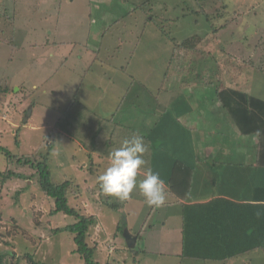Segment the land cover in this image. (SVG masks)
Listing matches in <instances>:
<instances>
[{
    "label": "rangeland",
    "instance_id": "obj_1",
    "mask_svg": "<svg viewBox=\"0 0 264 264\" xmlns=\"http://www.w3.org/2000/svg\"><path fill=\"white\" fill-rule=\"evenodd\" d=\"M144 1L148 0H0V148L8 150H0V264H33L28 260V254H32L33 261L39 264H86L77 252L75 236L66 231L56 232L77 221L62 213L50 216L54 200L43 192L39 173L34 168L38 164L35 159L37 152L42 150L50 155L53 183H71L68 192L70 206L81 215L98 219L87 241L91 248L97 249L96 264L179 262L178 258L147 253L153 254L161 247L164 251H178L179 246L170 248L166 244L164 248V244H159L161 238L179 235L172 231L178 228V208H166L172 197L166 195L165 205L160 207L148 206L137 190L128 201H120L117 203L120 207L111 211L103 201L98 184L99 175L109 163L101 160L91 162L81 144L68 146L69 142L59 138V131L54 129L67 110L68 102L78 96H46L41 94L42 88L31 93L34 85L45 83L37 73L31 72V63L35 60L49 61L48 64L53 65L58 61L60 70L55 71L58 75L51 79L54 85L47 84V89L62 86V93L66 95L74 85L79 88L83 85L81 90L87 100L83 104L100 115L114 112L125 92L135 94L140 82L156 94L163 89L175 88L181 100L178 107L182 110L177 117L185 126L194 129L192 140L198 149V161L193 167L196 169V183L203 184L209 174L204 171L210 170V165L222 160L228 152L222 136L234 139L229 134L231 124L216 95L219 84L249 90L251 95L264 100L260 55L247 47L248 44L255 47L262 40L259 47L262 45L260 50L263 53L264 0H205V5L201 0H152L153 6H145L146 10L144 7L141 9ZM204 7L205 12L198 14L197 11ZM217 9L223 16L225 14V20L232 22V16L238 19L228 29L218 31L219 14H213ZM141 10L145 14L135 13ZM89 14L93 15L92 19ZM117 14L125 21L114 28L112 26L117 20L114 15ZM207 15L213 17L212 21ZM14 28L17 32L24 31L22 37L14 34ZM93 30L95 38L89 43L87 34ZM106 30L108 37L104 39L102 36ZM112 35L120 39L121 45L135 51L128 74L111 66H107L104 73L101 69L87 73V62L93 58L86 55L85 42L93 47L118 44L110 39ZM197 35L202 38L199 51L188 59L187 50L179 45ZM13 37L17 45L15 50L5 42ZM62 42L67 45H62ZM49 43L58 45L54 49L55 58L47 54ZM174 51L176 56L167 78L171 85L162 84L169 70L166 63L170 62ZM126 53L125 48L123 56ZM107 56L114 61L115 57ZM247 57L256 59L254 66L243 60ZM71 77L74 83L70 81ZM104 86L105 93L109 94L101 96ZM53 141L56 144L54 154L48 151ZM246 141V148L255 150V139ZM158 145L157 149L160 143ZM233 150L230 147L229 151ZM67 154L71 159H66ZM74 157L79 163L69 167ZM22 158L26 164L19 165L18 160ZM4 173L8 177L2 182ZM113 201L118 200L112 198ZM168 220L167 227L163 226ZM145 222L148 224L138 245L130 249L127 240H119L118 244L117 236L123 238V235H128L127 231L139 234ZM151 226L155 231L150 230ZM259 256L264 257V253L260 252ZM257 263L254 258V264Z\"/></svg>",
    "mask_w": 264,
    "mask_h": 264
},
{
    "label": "trees",
    "instance_id": "obj_2",
    "mask_svg": "<svg viewBox=\"0 0 264 264\" xmlns=\"http://www.w3.org/2000/svg\"><path fill=\"white\" fill-rule=\"evenodd\" d=\"M151 1L152 0H148L147 2L144 1V5L141 6V9H143V7L145 9V6H148L149 4H152L153 6V2ZM201 1L205 5V0ZM153 10L151 11L153 12ZM152 12L151 14H153ZM202 12H205V7L201 8L200 11H197L198 14ZM135 13L145 14L143 10H141V12L136 11ZM216 13L219 14L218 18L220 21V26L217 28L218 31L228 29L229 25L238 19L237 16H232V18L234 19L232 22H230L229 20L224 19L225 14L224 16L223 14H220V11L218 9L213 14ZM207 16L210 17V15ZM89 17L92 19L93 15L89 14ZM114 18H116L117 20L114 22L112 27L115 28L123 25L125 21L124 18L120 19L118 14L114 15ZM151 20H154V17L153 19L151 18ZM14 30V34H16V36L17 34H19L20 37H22L24 31L17 32L15 28L13 29V31ZM107 32L108 30H106L103 34V38L108 37ZM87 35L89 36L88 41L90 43L95 38L94 30L91 32L89 31ZM14 39L15 37H13L11 40L5 41L12 47L13 50L17 49V45L14 44ZM115 39L120 40L116 37ZM88 41L87 43L85 42V50L87 54H90L92 56L93 60L87 62V73L91 70L95 71L99 69H101V73H104L107 69L106 67L111 66L118 72L121 71L125 74H128V68L135 58L134 50H131L130 55L125 54L123 56L122 52L125 46L122 45L119 48L121 52L117 51L114 56V61H110L104 51L103 46H96L97 48H92L89 46L91 44H89ZM201 42L202 38L197 35L195 37L188 38L187 40L182 42L179 47L185 48L187 50L186 57L188 59H191V56L195 52L199 51ZM246 42L248 43V37L246 39ZM262 43L263 41L261 40L257 44V46L254 47L253 45L248 44L249 46L247 47L248 49H254V51H257L256 54L260 55V71L264 73V50L262 53V50H260L262 45L259 47V45ZM50 44L52 43L48 44L49 47ZM52 46H54V43L52 44ZM32 48L33 47H31V49ZM225 51L226 50H223V52ZM175 56L176 51L172 53L170 62H168V64L166 63L169 70L165 74L166 81H163L162 84L169 83L167 81V78L170 74L169 72L172 69V63ZM11 60H13V57H11ZM234 60H237V58ZM243 60H246V62L251 67L254 66L256 62V59L254 57H247ZM35 62L42 63L41 61H34L32 62V64ZM56 63H58V61H56ZM242 63L244 62L242 61ZM220 65L224 66V63H221ZM254 70H257V68H255ZM86 72L82 75L83 80L86 78ZM54 75L57 76L58 73L55 72ZM132 80H134V77H132ZM101 90V93H103L101 94V96L109 94V92L105 93V86ZM140 91H142V94H140ZM171 92V90L163 89L161 90V92L156 94L149 88L145 87L142 82H140L139 86H137L135 94L131 95V93L128 94V92H125V94L119 100V103L116 105V108L113 110L114 112L110 113V111H107L106 113L103 112V114L100 115L96 112L90 111L87 108V105L83 104V101L87 100L86 97H84V95L86 96L85 92L82 91V95L80 97L78 96L77 98H74L73 101L69 103L67 110L63 113V115L60 116L57 123L54 125V129L55 131H59V138H62L64 141L69 142L68 146H70L69 144L71 143L81 144L84 150L89 154L88 158L91 162L101 160L106 161L109 164L110 153L120 148L125 140L131 139L133 135L143 136L147 151L143 154V159L146 161V163L143 166L142 171L147 172L151 170L153 172H160L161 170H168L169 167V170L173 172L168 182V189L165 193L174 197L177 201H185L187 203L188 201L193 200V174L195 172V168L193 166H195V164L197 163V161H195V159L197 158V150L196 146L193 143L195 142V140H192L194 129H191L189 126H185L183 121L177 117L178 114H181L182 112L181 108L178 107L181 100L179 99L178 94L175 95ZM216 95L224 108V113L226 112L227 120H229L231 124L229 127V134L237 140L235 141L234 139H228L225 136L224 139L221 134V139L224 140V144L228 148L227 150L224 149L225 151H228L224 154L223 157L225 161H223L222 159L220 161L213 162V164L210 165V170H214L216 168L214 171L215 175H210L205 181H208V183L210 181H212V183L214 182L215 186L217 185V188L218 186H221V182L229 180L230 188H235L238 190L237 187L240 186L239 184L241 183L242 179V177L240 179L239 175L243 176L245 173L243 174L241 171L248 170V168L243 169L245 167L244 164L247 160H249V163H251L252 167H258L261 169L264 168V100L251 95V92H249V90H238L234 87L224 86L222 83L219 84L216 90ZM174 122L177 123V129L171 128V126L174 125ZM170 134H172L173 139L169 140L168 138ZM248 138L255 139V150L254 148L251 150L246 148L245 144ZM159 143L160 147L159 149H157L156 145H158ZM55 145L56 144L54 141L50 144L48 149L49 153L51 152L52 154H54L53 149ZM230 147H232L234 150L229 151ZM0 150L8 152V150L6 149L0 148ZM79 152L80 151H77V153ZM163 154H167L170 157L175 156L178 159L184 157L185 155H195L194 158L188 160L189 163L192 162V165L186 167V165H183L184 163L182 161L168 164H164V162L160 163L162 162V160L161 158H159V156H162ZM238 154L243 156L240 160ZM7 155L11 157L10 153H8ZM49 156L50 155H46V152H44L43 150L38 151L35 157L38 164L34 166L32 163V166H34V168L39 173V183L42 187L43 192L49 198L54 200L55 205L53 206V209L51 207L52 211L50 216H56L57 214L62 213L67 216L76 218L77 221L73 225H69L63 229H60L59 231L57 229L56 232L58 233L61 231H66L74 235L75 243L78 249L77 252L82 256L84 262L86 264H96L95 253L97 252V249L91 248L87 241L91 237V234L89 235V232L91 228L96 225L98 219L94 218V216L81 215L79 211L70 206V196L68 192L69 188L71 187V183L64 182L60 185H55L53 183L51 174L52 166L49 161ZM25 162L26 161H23V158L18 160L19 165L26 164ZM28 162L30 163V161ZM70 162L73 166L74 164H78L79 160L74 157V159H72ZM86 163H88V161H86ZM233 166L238 167V169L241 168V171L233 174L234 170L232 169L235 168ZM222 169H225L223 173L221 172ZM95 170L97 171V169ZM229 171H232L230 178L228 173ZM90 172H93L92 174L95 176L94 171L91 170ZM7 177V173H4L2 175L1 181L5 182ZM235 189L233 190L234 192ZM242 190L245 191L247 189L242 188ZM215 195H217V193H215V190H212L207 195H205V197L209 198ZM102 197L104 198V203L109 205L111 211L120 207L119 204H117L120 201H113V203L112 198L105 196L103 193ZM220 202L221 201L219 199H216L204 205H187L184 208L183 214L186 234L191 230L193 217H195L196 215V217H199L200 219L198 221V225L195 226H198V231H200L201 233L202 239H199V241L202 245V249H206V247L210 245V242L208 241L209 239H216L217 246H219V256H225L224 259H230L234 255L237 256L244 245V247L247 248H262L264 250V204L262 205V210L260 212L261 217L259 218V220L257 215V222L255 221L253 214H246L243 215V217L242 214H240V220H242L243 222L244 219L246 220L245 225L243 227H240V220L234 221V219L238 216V210L232 209L230 212L226 211L220 205ZM257 202L264 203V188L262 189V192L257 195ZM223 220L224 222L226 220L230 221L231 227L228 225H223L221 223V221ZM239 228H243L246 231L242 239L235 238V236L237 235L236 231ZM186 250L184 251L186 252ZM27 256L28 260H30L33 264H39L33 261L34 258L32 254H28Z\"/></svg>",
    "mask_w": 264,
    "mask_h": 264
},
{
    "label": "crops",
    "instance_id": "obj_3",
    "mask_svg": "<svg viewBox=\"0 0 264 264\" xmlns=\"http://www.w3.org/2000/svg\"><path fill=\"white\" fill-rule=\"evenodd\" d=\"M104 38L106 39L107 37H104ZM110 39L118 42V44L106 43V44H103L101 46H103L104 51L107 55L114 57V55L117 53V51H120L119 48L122 45L120 44L121 42H119V40L115 39V37L113 35L110 37ZM56 43H54V46H52L53 43L50 44V48L47 51V54L51 58L56 57L55 52H54V49L57 48ZM61 44L64 46L67 45L66 43H63V42ZM91 45H89V46L92 48H97V47H93ZM98 47H100V46H98ZM125 48L127 50L126 54L130 55L131 50H133V49H131L128 46H125ZM125 48H123V52H124ZM86 55H88V54L86 53ZM81 59L83 60L84 57H81ZM35 61H38V60H35ZM48 62L49 61L42 62V63H36V62L33 64L31 63V72L33 74L37 73L38 76L42 77V80L45 82L42 86H40L38 84L34 85L32 87L31 93H33L34 91L38 92V91H40L39 89L42 88L41 94L46 95V96L49 94H51V95L63 94L62 97H66V98H71V97H76V96L80 97L82 95L83 85H81L80 88L78 85H74L72 87L71 91H68V93L66 95H64V93H62V90L64 88L62 86L55 85L57 88H54V89H47L46 88L47 84H53L51 82V79L55 76L54 73H55V70H57L56 67L58 66V64L56 62H55L56 65L48 64ZM58 70H59V68H58ZM43 72H44V74H43ZM70 81L72 83H74V79L72 77H71ZM77 81H78V78H77ZM164 81H166V80H164ZM145 87L148 88V86H146V85H145ZM171 91H172L171 93L177 95V93H176L177 91L175 92V88H172ZM140 94H142V91H140ZM84 97H86V96L84 95ZM68 104H69V102H68ZM176 124H177L176 122H174V125L171 124L172 125L171 128L177 129L178 126ZM168 139L169 140L173 139L172 134H170ZM193 139H194V137H193ZM196 150L198 152L197 147H196ZM194 155L193 154H190L188 156L185 155L184 157H181L180 159H178L175 156L170 157L167 154H163L162 156H159V158H161V160H162V162H160V163L164 162V164L165 163L168 164V163L182 161L184 163V164L182 163L183 165H186V167H189V165H192V162L189 163L188 160H190L191 158H194ZM238 157H240L239 158V160H240L243 156L238 154ZM68 158L71 159V156H69L67 154L66 159H68ZM195 161H198V155H197V158L195 159ZM69 163H70L69 167H71L72 166L71 162H69ZM244 165H245V167L243 169L248 168V170L241 171L240 170L241 168L238 169V167H236V166H233L235 168L232 169V170H234L233 174L237 173L238 171H241L243 174L245 173L243 176L239 175L240 179H241V177H242V179H241V183L239 184L240 186L237 187L238 190L235 188H232V189L230 188V185H229L230 181L229 180L228 181L225 180L224 182H221L222 183L221 186H218L217 188H216L217 185L215 186V183L214 182L212 183V181H210L211 183L210 182L208 183V181H204L203 184H200L198 181L196 183L195 172H194V174H193L194 175V177H193L194 178V180H193V184H194V186H193V190H194L193 191V200L188 201L187 203L185 201L180 202L171 196L172 201L168 200V204H166V208H168V209H170L172 207L178 208V215L176 217V220H178V225H177L178 228H175L172 231L175 234L179 233V235L175 238L170 237L169 239L159 237V238H161V239H159V244H162V245L164 244V248L166 247V244L170 248H172L176 245V246H179L178 251L175 252L172 249L164 251L163 248L161 247L160 250L153 251V254L150 252H147V253L151 254V255H158L159 257H166L169 259H177L178 258L179 262L174 261V264H181V259H183L182 264H193V263L194 264H200V263H202V264H219V263L220 264H254V258H256L257 262H259V263L264 262V257L259 256L260 252L264 253V250L262 248H247V247H244L245 245L243 243L242 244L244 246L241 248L240 253L237 256L234 255L230 259H224L225 256L224 257L219 256L220 255V253H218L219 246H217L216 239L215 240L209 239L208 241L210 242V245L207 246L206 249H202L201 248L202 245L200 244V241H199V239H202L201 233H200V231H198L199 230L198 226L197 227L195 226V225H198V221L200 219H199V217L197 218L196 215H195V217H193L192 226H191V230H190L191 232L189 231V232H187V234L185 232L186 231L185 223L183 221L184 208L187 205H192V204L193 205H195V204L204 205V204L210 203L216 199H219L221 201L220 205L226 211L230 212L232 209L238 210V212H239L238 216H237V218L234 219V221H238L241 219L240 214H242V217H243V215H246V214H248V215L253 214L256 222H257V215H258V220H259V218L261 217L260 212L262 210V205L264 203L257 202V195H259L262 192V189L264 188V173H263L264 168L261 169L258 167H252L251 163H249V160H247ZM215 169L214 170L208 169L204 172L209 173L208 174V177H209L210 175H215V172H214ZM182 171H183V169H182ZM195 171H196V169H195ZM224 171H225V169L221 170L222 173ZM52 172H53V169H52ZM172 172L173 171L169 170V167H168V170L165 169V171H162V170L160 172L158 171L161 178L165 182V192L168 189V185H169L168 182L170 180ZM231 172L232 171L228 172L229 178L231 176ZM241 172H239V173H241ZM144 173L145 172L142 171L140 173V175H144ZM179 174H184V173H179ZM214 186H215V189H214ZM242 188H246L247 190L244 191V190H242ZM200 189H202V190H200ZM234 189H235V192L233 191ZM212 190H215V193H217V195L206 198L205 195H207ZM235 193H238V194H235ZM163 205H165V204H163ZM229 212H228V214H229ZM228 214H227V216H228ZM245 221H246L245 219H244V222L242 220H240L239 226L243 227L245 225ZM168 222H169V220L166 221L163 226L167 227ZM221 223L223 225H228L231 227V223L228 220H226L225 222L223 220V221H221ZM147 224H148V222H145V225L142 226V230H140L141 232L139 234H135L133 232L131 233V232L127 231L126 233H128V235H126V234L123 235V238L117 236L116 240H117L118 244H119V240H122V241L124 240L126 242V240H127L126 237L127 238L130 237L131 239H135L134 243L136 245H138V242H140L143 239L142 233L145 231L144 227H146ZM150 230L155 231V227L151 226ZM176 230H178V232H175ZM236 232H237V235L235 236L236 239H242L243 235H245V233H246V231L243 228H239ZM226 240H231V239H226ZM197 241H198V243H197ZM223 241H225V240H223ZM126 246H128V245H126ZM186 247H188V248H186ZM184 250H186L187 253ZM109 258H112V255ZM259 263H257V264H259Z\"/></svg>",
    "mask_w": 264,
    "mask_h": 264
},
{
    "label": "clouds",
    "instance_id": "obj_4",
    "mask_svg": "<svg viewBox=\"0 0 264 264\" xmlns=\"http://www.w3.org/2000/svg\"><path fill=\"white\" fill-rule=\"evenodd\" d=\"M146 151L143 136L133 135L120 148L111 152L110 164L98 177L101 192L118 201H128L138 190L148 206H162L166 193L165 182L160 174L149 170L142 179H138L146 163L143 159Z\"/></svg>",
    "mask_w": 264,
    "mask_h": 264
},
{
    "label": "water",
    "instance_id": "obj_5",
    "mask_svg": "<svg viewBox=\"0 0 264 264\" xmlns=\"http://www.w3.org/2000/svg\"><path fill=\"white\" fill-rule=\"evenodd\" d=\"M126 239H127V243L129 245V247H132L135 245V243H134L135 239H131L130 237L129 238L126 237Z\"/></svg>",
    "mask_w": 264,
    "mask_h": 264
}]
</instances>
